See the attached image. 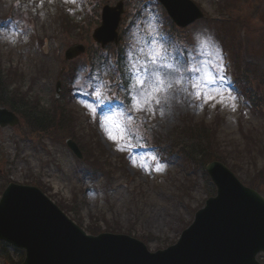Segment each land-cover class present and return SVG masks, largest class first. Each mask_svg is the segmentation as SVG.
I'll use <instances>...</instances> for the list:
<instances>
[{
    "label": "rangeland",
    "instance_id": "1",
    "mask_svg": "<svg viewBox=\"0 0 264 264\" xmlns=\"http://www.w3.org/2000/svg\"><path fill=\"white\" fill-rule=\"evenodd\" d=\"M117 1L0 0V74L5 76L0 88L18 96L10 99V94L7 104L20 118L18 126H0V198L9 183L37 186L82 228L129 234L151 252L173 245L215 194L204 168L195 163L201 145L185 128L190 122L205 125L207 149L221 152L231 172L245 184H257L264 195V0H192L204 17L184 29L156 0H123L118 43L101 48L91 33L100 24L101 8ZM149 25L168 45L169 59L178 55L200 70L186 73L183 88L189 89L190 78L206 93L222 92L226 99L213 107L189 95L191 89L177 91L164 116L133 112L137 127L123 131L119 114L133 101L115 82L127 86L132 64L147 61L154 39ZM197 35L206 39L204 46ZM75 43L86 52L66 61L64 53ZM227 49L242 95L225 76ZM57 79L61 88L55 98ZM110 81V88L101 87ZM229 93L237 96L235 111ZM105 126L124 139L110 140ZM68 138L81 148V159L66 147ZM18 258L19 253L0 249V264H16Z\"/></svg>",
    "mask_w": 264,
    "mask_h": 264
},
{
    "label": "water",
    "instance_id": "2",
    "mask_svg": "<svg viewBox=\"0 0 264 264\" xmlns=\"http://www.w3.org/2000/svg\"><path fill=\"white\" fill-rule=\"evenodd\" d=\"M158 1L180 27L203 16L191 0ZM123 12L122 1L102 9V24L92 34L101 46L116 41ZM84 52L82 44H74L64 57L72 60ZM18 123L11 111L0 108L1 127ZM66 144L81 157L71 139ZM206 171L216 196L208 198L179 239L162 250L150 252L129 235H88L39 188L15 183L0 199V241L25 251L22 264H261L256 257L264 253V197L218 161L208 163Z\"/></svg>",
    "mask_w": 264,
    "mask_h": 264
},
{
    "label": "snow or ice",
    "instance_id": "3",
    "mask_svg": "<svg viewBox=\"0 0 264 264\" xmlns=\"http://www.w3.org/2000/svg\"><path fill=\"white\" fill-rule=\"evenodd\" d=\"M65 2L76 3L77 0H65ZM71 11V10H70ZM151 31L150 35H154L151 41V46L146 52L147 61L137 66L136 63L132 64L129 70L132 73L131 83L124 86L120 81L115 84L118 87H124L125 91L129 93L133 101L131 109H125L119 115L123 118L124 124L117 125L123 131L129 127H137V118L132 114L133 112H147L150 116H154L157 111L161 116H164L167 111L172 108L171 100L177 91L189 92V95L199 100L203 98L204 103L213 102V107L216 103L224 104L225 95L222 92H217L216 95L206 93L203 91L201 84L193 82L190 78L188 80L189 89L183 88L187 72H199L191 62H182L178 55H173L171 59L168 57V45L156 39L159 33L152 26H148ZM200 46H204L207 41L204 37L197 35L194 38ZM154 46V47H153ZM141 51H144L143 49ZM149 63L153 66L149 69ZM223 66V65H221ZM113 82L102 84L101 87H111ZM228 101L233 111L236 110L237 96L229 93L227 95ZM85 107H90L85 105ZM143 126V121H139V127ZM105 132L108 134L110 140L119 144L124 137L114 135L111 130L105 126ZM119 150L123 151V148ZM157 171H162L163 168L158 167Z\"/></svg>",
    "mask_w": 264,
    "mask_h": 264
},
{
    "label": "trees",
    "instance_id": "4",
    "mask_svg": "<svg viewBox=\"0 0 264 264\" xmlns=\"http://www.w3.org/2000/svg\"><path fill=\"white\" fill-rule=\"evenodd\" d=\"M0 78L2 79L1 76H0ZM239 82H241V80L238 78V84H239ZM4 87L7 88L6 85ZM239 88L243 91V88L240 87V84H239ZM1 93L5 94L4 99H3V97L2 98L0 97V104L1 105L5 104L6 106H8L7 103H9L11 100L7 101L8 100L7 98H8V96L10 94L12 95V98L9 96L10 99L18 97L13 92H9V93L6 92L5 93L3 88L1 89ZM243 94H244V92H243ZM245 96H246V93H245ZM8 107L12 108L13 106L11 105V107L10 106H8ZM191 123L192 122L187 124L185 128L187 129L188 134L190 136L191 135L195 136V137H193V141L196 142V139H197V141L201 145V148H199V154L200 155L197 158L198 160L195 161L194 157H192L191 154H190V156H191L190 161L191 162L195 161V163L196 162L199 163L202 166V169L205 167L206 163H208L210 161L219 160L220 162L225 163L226 159H225V157L223 156V154L221 152H215L216 149L213 150V148H209V150H208L207 149V144L206 145L203 144V142L206 141V136H205L207 134L206 126L203 125V124H200V123L199 124H191ZM260 176L264 177V174L261 173ZM243 183H244V181H243ZM248 184H245V185L253 187L255 189H260L261 190V188L257 184H255L253 182H249ZM64 211H67V210L64 209ZM116 231H119V230H117V229L113 230V232H116ZM89 232L92 233V234L97 233L96 228L90 229ZM0 249H2L3 251H8L9 249H12V248H11V246L9 244L0 242ZM12 250L15 251V252L17 251V253L18 252L20 253L19 258H18L17 263H16V264H20L21 263L20 261L23 259V251H20L18 249H12Z\"/></svg>",
    "mask_w": 264,
    "mask_h": 264
}]
</instances>
